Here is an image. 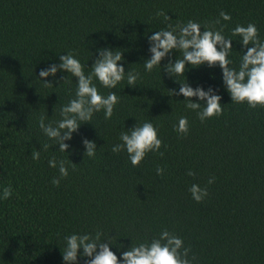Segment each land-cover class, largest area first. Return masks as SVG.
<instances>
[{"label": "trees", "instance_id": "trees-1", "mask_svg": "<svg viewBox=\"0 0 264 264\" xmlns=\"http://www.w3.org/2000/svg\"><path fill=\"white\" fill-rule=\"evenodd\" d=\"M221 11L231 19L216 24ZM189 20L231 37L229 58L238 67L242 51L231 29L253 23L264 39V0H0V187H12L0 201V264H62L64 237L72 233H100L119 258L162 229L182 239L192 264H264V106L231 101L218 67L186 65L189 84L221 96V114L201 120V109L187 108L171 92L183 75L143 66L147 36ZM101 46L122 51L125 71L138 79L115 89L94 79L100 94L119 97L112 116L94 113L73 134L70 154L61 152L38 122L61 119L75 78L62 80L66 74L58 71L45 85L39 70L71 52L87 73ZM170 58L182 55L177 50ZM180 117H187L186 133L176 131ZM145 121L161 148L133 166L112 146L123 128ZM83 137L95 141L94 157L83 156ZM35 150L39 159L32 158ZM53 157L74 163L58 185L51 182L59 176L48 165ZM192 184L207 190L202 201L191 198Z\"/></svg>", "mask_w": 264, "mask_h": 264}, {"label": "clouds", "instance_id": "clouds-1", "mask_svg": "<svg viewBox=\"0 0 264 264\" xmlns=\"http://www.w3.org/2000/svg\"><path fill=\"white\" fill-rule=\"evenodd\" d=\"M220 20L229 21L231 16L221 11ZM165 19H168L165 16ZM203 29V30H201ZM232 36L239 40L240 56L238 67L232 66L229 58L233 49V39L225 37L222 30L202 28L201 24L192 20L175 27H168L152 32L147 36L148 53L144 60L145 71H151L159 67L169 76L183 75L186 65L197 68L206 65L209 68L218 67L221 72V83L229 94L231 101L246 103L249 107L264 106V39L258 34L255 24H237L231 29ZM179 51L182 58L172 60L171 54ZM91 56V55H90ZM169 57L166 63L161 61ZM90 58V57H89ZM85 64L71 52L60 54L58 63H50L46 68H41L38 78L45 85H51L49 77L57 78L58 71L65 73L60 79H66L68 74L75 78L76 89L74 98L64 104L60 109L61 119L55 123L46 122V116L39 118V128L49 140L55 142L58 150L69 153L70 141L73 134L80 127L93 119L94 113L103 111L105 119L112 116L119 97L115 91L102 95L97 89L95 79L99 84L108 89H115L123 80L127 86L132 87L138 79L139 73L131 70L125 71V62L122 51L107 46L96 49L95 59L90 69L85 73ZM185 78V76H184ZM174 95L183 96L185 106L192 110L201 109L197 114L201 120L218 116L221 114V96L212 88H204L197 85L193 87L186 81L179 84L178 90L171 91ZM195 97V99H192ZM178 133L188 131L187 117H180L176 126ZM119 143L112 146V151L118 153L125 151L133 166L138 165L148 152H158L162 141L154 125L145 121L140 125L134 124L130 128H123L119 134ZM83 148V156L94 157L97 149L95 141L83 137L80 141ZM45 148L49 145H45ZM33 159H39L40 150L31 153ZM70 159L67 161L55 157L48 160L51 168L58 170L59 176L52 179L54 185L69 174L68 165H72ZM163 170L157 168V174ZM191 171L188 175H192ZM208 183H212L209 179ZM191 198L200 202L207 196V190L198 184H192L189 188ZM12 195L11 185L0 187V201L7 200ZM112 239L109 237V240ZM108 241L100 240V233L91 235L89 233H72L64 237V248L62 253V264H192L188 258L189 249L183 246L180 237L162 229L159 236L150 242H142L130 246L120 252L119 258L110 250Z\"/></svg>", "mask_w": 264, "mask_h": 264}]
</instances>
